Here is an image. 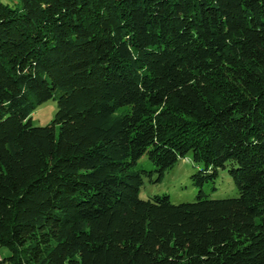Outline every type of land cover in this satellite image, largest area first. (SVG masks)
<instances>
[{
  "label": "trees",
  "instance_id": "obj_1",
  "mask_svg": "<svg viewBox=\"0 0 264 264\" xmlns=\"http://www.w3.org/2000/svg\"><path fill=\"white\" fill-rule=\"evenodd\" d=\"M0 0L9 264H264V0ZM55 100L53 122L32 115ZM202 168L194 202L141 200ZM228 169L236 198L203 191Z\"/></svg>",
  "mask_w": 264,
  "mask_h": 264
},
{
  "label": "rangeland",
  "instance_id": "obj_2",
  "mask_svg": "<svg viewBox=\"0 0 264 264\" xmlns=\"http://www.w3.org/2000/svg\"><path fill=\"white\" fill-rule=\"evenodd\" d=\"M1 1L11 6L17 3L14 0ZM57 110L58 106L55 100L43 103L32 115L33 125L43 127L51 124L55 119ZM201 168L202 166L195 164L191 157L181 159L173 169L165 172L159 181L156 167L144 155L138 161L136 169L146 171L149 174L144 176V185L140 190L139 197L141 200H148L153 196L166 195L174 204L194 202L200 188L194 185L192 176ZM228 169L220 170L219 176L214 183H207L203 186V191L207 198L220 200L238 196V191ZM11 255L10 249L0 246V264H9L6 259Z\"/></svg>",
  "mask_w": 264,
  "mask_h": 264
}]
</instances>
